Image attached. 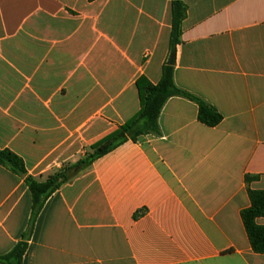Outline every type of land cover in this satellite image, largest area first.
Here are the masks:
<instances>
[{"label":"crops","instance_id":"obj_1","mask_svg":"<svg viewBox=\"0 0 264 264\" xmlns=\"http://www.w3.org/2000/svg\"><path fill=\"white\" fill-rule=\"evenodd\" d=\"M172 1L0 0V149L44 181L136 115L137 80L158 84L169 57ZM183 2L174 82L222 121L170 98L158 135L47 200L23 264H264L242 219L264 191V0ZM31 213L24 179L0 165V255Z\"/></svg>","mask_w":264,"mask_h":264},{"label":"trees","instance_id":"obj_2","mask_svg":"<svg viewBox=\"0 0 264 264\" xmlns=\"http://www.w3.org/2000/svg\"><path fill=\"white\" fill-rule=\"evenodd\" d=\"M186 14L187 6L183 0H173L172 28L169 42L170 57L175 54L177 46L181 43L182 24ZM168 62L163 66L162 78L158 84H152L146 77H141L137 80L136 87L139 92L141 108L136 115L117 130L92 145L90 152L78 162L75 164H64L50 174L46 180L41 181L29 175L22 158L10 150L0 149V165L13 174L22 177L32 197L29 228L23 235L22 240L11 252L0 255V264H23L28 243L39 214L47 200L65 183L90 167L95 160L109 154L126 142H136L139 138L147 135H158L160 133L159 116L170 98L181 97L197 103L199 120L209 127H215L222 121V116L215 108L175 85L174 66H170ZM250 180L251 178L247 177V181ZM249 196L252 205L249 209L242 212V219L254 252L264 254V227L256 223L258 218L264 217V191H250ZM139 216H141L140 213L136 214L135 219L139 218Z\"/></svg>","mask_w":264,"mask_h":264},{"label":"water","instance_id":"obj_3","mask_svg":"<svg viewBox=\"0 0 264 264\" xmlns=\"http://www.w3.org/2000/svg\"><path fill=\"white\" fill-rule=\"evenodd\" d=\"M169 65L170 66H174L175 64V54H173L171 57H170V60H169Z\"/></svg>","mask_w":264,"mask_h":264},{"label":"rangeland","instance_id":"obj_4","mask_svg":"<svg viewBox=\"0 0 264 264\" xmlns=\"http://www.w3.org/2000/svg\"><path fill=\"white\" fill-rule=\"evenodd\" d=\"M169 59H170V56L168 57L167 62L169 61ZM138 112H139V111H138ZM88 152H90V150H89ZM88 152H87V153H88Z\"/></svg>","mask_w":264,"mask_h":264}]
</instances>
